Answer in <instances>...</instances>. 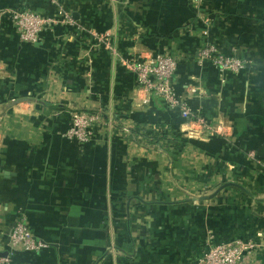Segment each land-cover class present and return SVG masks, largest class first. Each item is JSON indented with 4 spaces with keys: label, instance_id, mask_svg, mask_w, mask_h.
Returning <instances> with one entry per match:
<instances>
[{
    "label": "crops",
    "instance_id": "0c3cea01",
    "mask_svg": "<svg viewBox=\"0 0 264 264\" xmlns=\"http://www.w3.org/2000/svg\"><path fill=\"white\" fill-rule=\"evenodd\" d=\"M58 1L74 25L31 44L7 11L57 6L0 0V233L21 213L47 243L8 264H189L230 239L264 264V0ZM206 41L245 68L199 60ZM155 52L177 59L175 98L201 129L120 61ZM80 111L100 115L84 144L63 134Z\"/></svg>",
    "mask_w": 264,
    "mask_h": 264
},
{
    "label": "built area",
    "instance_id": "2783aa9c",
    "mask_svg": "<svg viewBox=\"0 0 264 264\" xmlns=\"http://www.w3.org/2000/svg\"><path fill=\"white\" fill-rule=\"evenodd\" d=\"M56 6L55 16H45L31 9L8 10L7 13L21 41L37 43L41 32L56 24L74 25L70 15L66 12L58 0H51ZM81 29L80 26H77ZM89 32V31H88ZM91 33V31H90ZM92 34L100 41L105 38L104 33ZM205 36L208 31H202ZM108 42H105V46ZM199 60L208 61L221 73H238L246 64L245 60L237 55L235 49L231 54L222 53L217 45L206 41L198 51ZM121 64L135 75L136 83L146 93L160 97L170 106L178 107L183 122L197 125L199 129L204 126L202 117L191 112L190 109L180 103L174 95L172 88L173 75L177 70V59L163 52H155L149 56L134 55L121 57ZM100 115L87 111L72 114L70 124L64 131V136L74 139L80 144L87 143L100 120ZM121 131L129 133V127H121ZM47 243L31 232L24 221L23 214L19 213L7 234L0 233V264H8L14 251L34 252L46 247ZM258 244L250 239H230L226 241L213 242L208 240L201 254L196 256L189 264H254L253 260H246L251 253L256 251ZM5 252V254H2Z\"/></svg>",
    "mask_w": 264,
    "mask_h": 264
}]
</instances>
